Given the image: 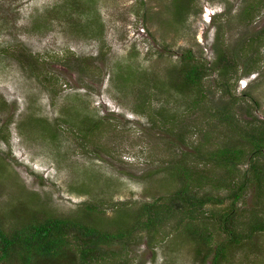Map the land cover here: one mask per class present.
I'll return each instance as SVG.
<instances>
[{
	"label": "rangeland",
	"instance_id": "obj_1",
	"mask_svg": "<svg viewBox=\"0 0 264 264\" xmlns=\"http://www.w3.org/2000/svg\"><path fill=\"white\" fill-rule=\"evenodd\" d=\"M250 1L0 0V215L15 223L22 213L48 212L125 227L142 204L177 188L165 167L181 152L211 176L242 180L246 161L230 173L199 159L193 145H240L215 114L230 98L237 125L264 119V3L248 21L242 8ZM216 35L232 52L250 43L243 53L259 59L258 68L243 75L241 63L224 94L210 69L207 96L194 105L196 92L180 93L169 78L189 52L211 68ZM241 199L247 209L264 196L249 187ZM118 211L121 226L111 221ZM174 222L151 243L140 231L108 245L119 251L116 264H201L194 243L170 239ZM222 264H264V234Z\"/></svg>",
	"mask_w": 264,
	"mask_h": 264
},
{
	"label": "trees",
	"instance_id": "obj_2",
	"mask_svg": "<svg viewBox=\"0 0 264 264\" xmlns=\"http://www.w3.org/2000/svg\"><path fill=\"white\" fill-rule=\"evenodd\" d=\"M263 3L264 0H251L242 8L244 18L250 21L258 5ZM263 36L264 33L260 31V43ZM238 48L232 52L223 47L221 38L216 35V58L212 67L196 59L191 60L189 52L182 66L174 72L175 75L170 76V84L180 93L196 92L193 99L195 105L207 96L203 78L212 69L219 71L218 87L223 94L226 93L227 79L238 72L241 63L243 75H249L258 68L255 66L259 59L252 58V53H243L245 48L250 50V43L240 42ZM233 77L239 78L238 75ZM145 99L143 97V103ZM233 99L230 98L215 114L221 122L233 128L242 140L240 145H222L212 151L201 152V144L198 143L193 145V149L199 159H206L230 173L237 164L246 161L247 171L242 180L235 176L227 179L221 175L211 176L199 169L198 163H186L184 156L191 153L181 152V160L168 162L165 167L178 180L177 188L162 199L156 198L142 204L133 212L132 223L125 227L108 230L101 225L90 224L80 216L48 212L41 215L22 213L15 217V223L0 215V264H96L107 260L116 264L119 251L109 249L108 245L123 240L134 241L140 231L146 233L151 243L154 235L159 234L160 227L168 226L173 221L171 230L175 231V235L170 239L179 235L194 243L195 253L199 256L196 258L201 264H205L206 259L209 264L226 262L233 250L251 243L256 234H264V199H251L247 209L238 207L246 203L241 198L249 187H253L256 198L264 196V119L254 118L246 121L244 126L237 125L230 107ZM95 127L93 123L92 128L82 135L89 134ZM221 189L227 193L222 195L219 193ZM94 210V205H86V213ZM111 221L121 226L125 223L124 215L118 211Z\"/></svg>",
	"mask_w": 264,
	"mask_h": 264
}]
</instances>
